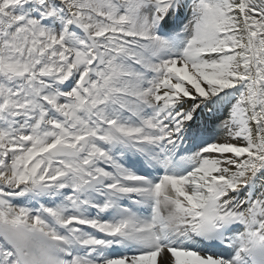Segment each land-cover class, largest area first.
Wrapping results in <instances>:
<instances>
[{
	"label": "snow or ice",
	"instance_id": "snow-or-ice-1",
	"mask_svg": "<svg viewBox=\"0 0 264 264\" xmlns=\"http://www.w3.org/2000/svg\"><path fill=\"white\" fill-rule=\"evenodd\" d=\"M0 264H264V0H0Z\"/></svg>",
	"mask_w": 264,
	"mask_h": 264
}]
</instances>
